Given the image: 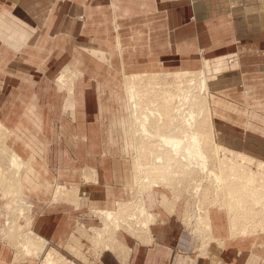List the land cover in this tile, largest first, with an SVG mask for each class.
Wrapping results in <instances>:
<instances>
[{
	"label": "crops",
	"instance_id": "obj_1",
	"mask_svg": "<svg viewBox=\"0 0 264 264\" xmlns=\"http://www.w3.org/2000/svg\"><path fill=\"white\" fill-rule=\"evenodd\" d=\"M159 2L171 6L170 44L178 39L174 65L169 60L159 62V66L167 65L172 72L204 70L216 141L264 162V0ZM201 49L204 56H200ZM108 98L119 102V96ZM73 99V114L66 116L59 109L55 112L59 117L52 123L46 122L37 106L32 105L19 118L28 119L33 127L28 129L21 122L7 126L10 147L29 163L22 184L25 198L35 203L33 230L57 251L66 248L77 219L95 226L97 220L89 211L113 209L117 201L130 197L128 191L135 182L125 160L135 148L129 117L121 116L118 110L108 111L102 100L98 101V114L94 116L88 105L94 101L92 98L86 100L75 94ZM92 127H98L96 139L91 136ZM119 127L122 142L118 141V133H113ZM92 150L104 152L102 159L110 162L107 164L114 167L115 175H107L88 161ZM80 157L84 160V173L77 167ZM86 167L94 168L97 175L90 176ZM79 174L80 178H76ZM57 183L66 184L68 191H76L78 197L69 193L65 199L59 196L54 200ZM77 183L83 185L79 187ZM160 195L153 191L146 197L147 207L161 217L151 226L153 243H141L118 231L116 238L125 248L119 246L113 252L102 253L101 264H264V232L247 238L232 236L229 217L218 208H211L209 213L215 240L205 256L195 255L200 240L183 225V196L170 209L159 204ZM17 256L11 244L0 241V264H34L28 258L18 260Z\"/></svg>",
	"mask_w": 264,
	"mask_h": 264
},
{
	"label": "rangeland",
	"instance_id": "obj_2",
	"mask_svg": "<svg viewBox=\"0 0 264 264\" xmlns=\"http://www.w3.org/2000/svg\"><path fill=\"white\" fill-rule=\"evenodd\" d=\"M170 10V5L161 4L159 0H139V2L137 0L134 2L133 0H0V122L4 126L6 125V128L9 127V124L21 125L20 122L28 129L33 127L28 119L24 118L21 121L19 118L21 112L23 110L28 112V106L32 105L37 106L38 112L49 123L58 119L59 116L55 112H58L59 109L66 112V116L71 115L73 108L68 105L70 97L68 86L74 88V95H82L86 100L89 97L94 100L92 103L87 102L91 106L92 115L98 114L100 105L98 101L102 100L107 102L104 103L108 111L118 110L121 112V116L128 118L129 110L125 90L127 75L135 73L161 74L156 79L163 80L166 85L173 80H168L165 74L175 72L170 71L167 65L166 67L159 66V62L169 60H172L170 64L173 66L174 57L178 51V39L172 45L170 44L168 22ZM148 25H150V31H148ZM184 47L186 46L184 45ZM199 53L200 56H204V49L199 50ZM61 77L64 78V83L58 82ZM70 78L71 80H69ZM115 95L119 96L118 103L112 102L115 99L108 98ZM97 128H91L92 138L99 137ZM177 132L175 133L178 134ZM113 133H118V141L122 142V128H117ZM27 137L26 139H29V136ZM15 141L18 144L20 142L17 137H15ZM143 141L146 147L143 151L141 150V159L149 167L155 157L152 153L150 154L151 141L147 138H144ZM27 142L29 143V140ZM7 143L11 146L9 137ZM95 146L98 145L93 144V147ZM137 152L135 145L134 150L125 158L131 178H134L136 173L134 172V160H136V155L138 157ZM90 153L91 158L88 161L92 165L109 176L115 175L114 167L107 164L110 162L102 159L104 152L92 150ZM222 153L220 152L219 155L224 158ZM213 161L215 162V159ZM83 162L82 157L77 160V167L81 173H84ZM85 169V172L89 174L94 168L86 167ZM148 169L151 170L150 167ZM253 169L256 168L253 167ZM182 174L183 172L175 178L173 177L172 180L177 182L172 181L170 186H155L147 189L143 194V201L146 202L147 194L153 191L158 195L165 193L169 196H173L174 193L179 194L180 191L181 194L184 193L185 199L189 198L186 190L189 186L192 187L195 183L193 181H197L203 174L190 173V171ZM76 178H80V174ZM185 178L186 180L189 178L188 181L184 180ZM135 183L133 181L129 188L130 197L121 201L127 203V209L132 205L131 201L134 200L136 194H140L138 191L134 194ZM57 185L65 186L68 189L66 184L57 183L56 187ZM76 185L80 187L83 183ZM178 185L182 188H179ZM1 186L0 183V241L11 244L13 251L18 255L17 259L22 260L23 257L20 256L13 240L3 235L4 228H7L8 211L6 210L8 209L5 207L7 200L2 193L1 188L3 187ZM174 186L178 192L172 189ZM210 191L208 190L202 196V199L209 205H211ZM22 198L32 205L30 217H32L33 223L36 213L35 203L32 200H27L25 196ZM195 201L196 198L191 200V208L195 207ZM79 202L80 200H78ZM75 205L78 206L76 202ZM2 207H5V210ZM96 211L95 208L89 211L92 217L97 220L95 226L84 224L83 221L77 219L76 229L78 225L82 224L81 228L84 227L93 234L89 229L101 227L100 217L102 215ZM224 211L227 213L226 210ZM125 213L126 215L130 214V210H126ZM126 215L123 216L126 218ZM19 221L24 222L23 219ZM119 231L123 232L125 236L133 235L132 229L123 228ZM75 234L84 245L81 246V249L90 250L86 253L83 249L89 262L76 258L68 250L71 239L66 248L59 251L78 264H101L100 249L95 251L96 248L92 242L81 236L78 230L75 231ZM146 240L143 238L141 243L147 244ZM149 243L152 244L153 241ZM48 248L52 249L51 246ZM28 260L33 261L34 264L41 263L37 259L28 258Z\"/></svg>",
	"mask_w": 264,
	"mask_h": 264
},
{
	"label": "bare ground",
	"instance_id": "obj_3",
	"mask_svg": "<svg viewBox=\"0 0 264 264\" xmlns=\"http://www.w3.org/2000/svg\"><path fill=\"white\" fill-rule=\"evenodd\" d=\"M159 75L161 74H134L125 77L130 129L134 134L133 139L138 151V157L136 155L134 160L136 172L134 194L138 191L140 196H143L147 189L155 186H170L172 181L177 182L172 179L182 172V175L187 171L203 174L201 178H196L197 181H193L195 183L192 187L185 189L197 200L193 210L191 201L187 200L182 216L185 228L200 240L197 256H205L209 245L215 240L209 219L211 205L227 211L232 236L247 238V235L264 232V162L242 152L227 149L216 141L209 106L208 81L204 70L167 73L165 74L167 79H173L167 83L168 86L163 80L156 79ZM58 82L64 83L65 80L61 77ZM68 87L70 94L68 105L74 108V88ZM9 133L0 122V183L7 200L5 207L8 209L7 228H4L3 235L13 240L23 258L40 260V264H78L53 248L49 250V243L33 230L30 217L32 205L22 198L23 175L29 163L8 145ZM144 138L151 141L150 154L155 157L149 166L151 170L141 159V152L146 147ZM220 152H223L224 158L220 157ZM95 174L94 171L89 173L92 177ZM181 186L178 185L179 188H182ZM68 189L57 185L54 200H58L59 196L77 193ZM172 189L178 192L175 186ZM208 190H211L209 194L211 205L202 199ZM178 193L173 194V199L175 198L173 201L166 198L164 193H160L162 198L159 204L164 208L165 206L175 208L177 201L184 194L180 191ZM126 204L117 201L115 204L117 206L113 209H98L96 212L102 215L100 217L102 227H92L90 230L93 234L86 228H81L82 224L78 225L75 231L78 230L81 236L91 241L96 248L95 251L100 249L99 255L106 251L111 252L119 246L125 248L116 238V233L125 225L132 228L134 237L140 241H143V238L147 239V245L151 244L149 243L153 240L151 226L160 222L161 217L150 210L145 202V206L143 204L137 206L125 219L123 215H126V210L132 208L128 204L130 208L127 209ZM20 219L24 222L21 223ZM134 228L139 230L134 232ZM81 244L74 232L68 250L82 261L89 262L84 248L81 249L84 245ZM85 251L87 253L90 250Z\"/></svg>",
	"mask_w": 264,
	"mask_h": 264
},
{
	"label": "built area",
	"instance_id": "obj_4",
	"mask_svg": "<svg viewBox=\"0 0 264 264\" xmlns=\"http://www.w3.org/2000/svg\"><path fill=\"white\" fill-rule=\"evenodd\" d=\"M188 196H189V198H187V199H185V197L183 196V205H184V207H186V202H187V200H192L194 197H191L190 195H189V193H188ZM143 199H144V197L143 196H140V194H136V196L134 197V200H132V208H130L129 210H130V213L131 212H133L134 211V209L137 207V206H139V205H141V204H143L144 206H145V202L143 201ZM196 200H197V198H196ZM196 202V201H195ZM196 206V205H195ZM209 208H216V206H209ZM191 209H194V208H191ZM159 216H157V218H158ZM126 218H127V215H126ZM125 218V219H126ZM129 220H130V218H129ZM102 227V226H101ZM136 227L138 228V225H136ZM124 228L125 229H128V230H130V229H132V228H130L129 226H127V225H125L124 226ZM123 228H121L120 230H122ZM90 230V229H89ZM137 230H139V229H136V228H134V232H136ZM144 230V229H143ZM140 231H142V230H140ZM133 236V235H132Z\"/></svg>",
	"mask_w": 264,
	"mask_h": 264
}]
</instances>
